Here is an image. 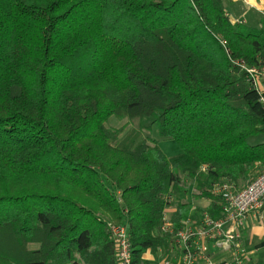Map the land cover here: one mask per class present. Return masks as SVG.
<instances>
[{"label":"trees","instance_id":"trees-1","mask_svg":"<svg viewBox=\"0 0 264 264\" xmlns=\"http://www.w3.org/2000/svg\"><path fill=\"white\" fill-rule=\"evenodd\" d=\"M237 59L264 61V18L233 22L223 0H0V264H117L124 221L133 264H156L170 209L175 230L220 217L212 186L264 173ZM111 118L152 119L181 152Z\"/></svg>","mask_w":264,"mask_h":264},{"label":"built area","instance_id":"built-area-1","mask_svg":"<svg viewBox=\"0 0 264 264\" xmlns=\"http://www.w3.org/2000/svg\"><path fill=\"white\" fill-rule=\"evenodd\" d=\"M245 3H260L261 0H243ZM264 16V10H262ZM243 21L245 24V20ZM237 22V21H236ZM233 64L246 76L248 83L260 95L264 106V61L250 65L243 59ZM211 192L219 199L221 216L215 218L204 213L197 220L191 217L183 227L175 230L166 212L161 231L170 236V251L159 249L156 264H244L251 255L248 244L242 233L247 228L251 216L262 219L264 215V173L253 182L237 187L230 181H223L212 186ZM111 239L115 248L117 264H133V250L128 228L122 225L109 224ZM230 251L231 261L214 262L208 255L209 246Z\"/></svg>","mask_w":264,"mask_h":264},{"label":"crops","instance_id":"crops-1","mask_svg":"<svg viewBox=\"0 0 264 264\" xmlns=\"http://www.w3.org/2000/svg\"><path fill=\"white\" fill-rule=\"evenodd\" d=\"M229 1L234 4H241L244 6L243 8H245L243 10V8L241 9L239 7V12L241 14L238 17L231 12L233 22L245 20L246 24L252 30L257 31L260 29V22L264 18L262 12L264 9L260 6L264 5V0H261L260 3L254 2L252 5L245 3L243 0ZM252 14L255 15V18L252 17ZM194 205L196 207L207 208L210 205V201L205 199L196 200L194 201ZM172 211L173 209H170V213ZM242 236L248 244L249 251L251 252V255H249V257L245 260L244 264H264V215L261 220L256 218V216H251L248 220L247 228L243 231ZM208 255L211 256L213 261L217 263L231 261L232 259L230 251H223L214 248L212 245L209 246ZM147 258L156 261L155 256L151 253L147 254Z\"/></svg>","mask_w":264,"mask_h":264},{"label":"rangeland","instance_id":"rangeland-1","mask_svg":"<svg viewBox=\"0 0 264 264\" xmlns=\"http://www.w3.org/2000/svg\"><path fill=\"white\" fill-rule=\"evenodd\" d=\"M224 3L227 4L229 10L236 16L238 17L241 13L239 12V7L242 9L244 6L241 4H234L231 3L229 0H223ZM264 9V5L260 6ZM245 8H243L244 10ZM252 17L255 18V15L252 14ZM109 127L113 129H124L125 132L127 133L130 131L132 128H139L141 126L145 128H150L151 131L149 132L148 129H145L144 131V137L149 138L151 140H158L161 148L165 152V154L169 157H172L174 155H177L181 152L179 145L174 141L170 139H163L159 136V125H153V120L149 118H145L143 120H134V121H129L127 119L125 120H117L115 118H111L108 122ZM194 192V191H193ZM196 193V192H195ZM188 200H192L190 195L188 196ZM196 204V202H195ZM168 214L170 213V210L168 211ZM124 226H126V221L123 223ZM127 227V226H126Z\"/></svg>","mask_w":264,"mask_h":264},{"label":"bare ground","instance_id":"bare-ground-1","mask_svg":"<svg viewBox=\"0 0 264 264\" xmlns=\"http://www.w3.org/2000/svg\"><path fill=\"white\" fill-rule=\"evenodd\" d=\"M251 2H254V0H250Z\"/></svg>","mask_w":264,"mask_h":264}]
</instances>
